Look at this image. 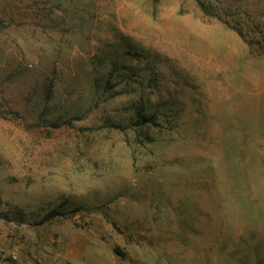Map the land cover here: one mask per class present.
I'll use <instances>...</instances> for the list:
<instances>
[{"label": "rangeland", "instance_id": "rangeland-1", "mask_svg": "<svg viewBox=\"0 0 264 264\" xmlns=\"http://www.w3.org/2000/svg\"><path fill=\"white\" fill-rule=\"evenodd\" d=\"M0 264H264V0H0Z\"/></svg>", "mask_w": 264, "mask_h": 264}, {"label": "trees", "instance_id": "trees-1", "mask_svg": "<svg viewBox=\"0 0 264 264\" xmlns=\"http://www.w3.org/2000/svg\"><path fill=\"white\" fill-rule=\"evenodd\" d=\"M197 2H198L199 7L201 8V10H202L204 13L208 14V11H207V9L205 8V6L203 5V3L199 2V1H197ZM109 75H110V74H109ZM109 75H108V77H109ZM107 80H108V78H107ZM146 122H150V119L143 118V119L140 121L141 124H142V123H146ZM117 127H118V125H117ZM75 210H78V209H75ZM110 222L112 223V225H115L114 221L111 220ZM114 250H115L116 252H118L119 254H122V253L119 251V249L115 248Z\"/></svg>", "mask_w": 264, "mask_h": 264}]
</instances>
